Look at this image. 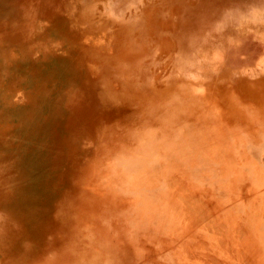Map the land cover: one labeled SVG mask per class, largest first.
<instances>
[{"label": "rangeland", "instance_id": "obj_1", "mask_svg": "<svg viewBox=\"0 0 264 264\" xmlns=\"http://www.w3.org/2000/svg\"><path fill=\"white\" fill-rule=\"evenodd\" d=\"M0 264H264V0H0Z\"/></svg>", "mask_w": 264, "mask_h": 264}, {"label": "bare ground", "instance_id": "obj_2", "mask_svg": "<svg viewBox=\"0 0 264 264\" xmlns=\"http://www.w3.org/2000/svg\"><path fill=\"white\" fill-rule=\"evenodd\" d=\"M241 3H242V1H241ZM10 159V158H9Z\"/></svg>", "mask_w": 264, "mask_h": 264}]
</instances>
